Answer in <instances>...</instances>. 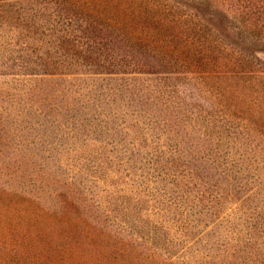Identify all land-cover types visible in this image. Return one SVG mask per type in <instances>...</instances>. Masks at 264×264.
<instances>
[{
	"label": "rangeland",
	"instance_id": "obj_1",
	"mask_svg": "<svg viewBox=\"0 0 264 264\" xmlns=\"http://www.w3.org/2000/svg\"><path fill=\"white\" fill-rule=\"evenodd\" d=\"M229 92L232 100L220 97ZM175 94L194 112L188 124L166 108ZM258 98L264 103V0H24L0 10V216L17 205L59 215L74 207L88 229L123 232L140 254L154 246L170 264L204 256L234 264L235 242L264 239L243 220L258 214L264 226V171L256 170L261 190L240 200L232 179L245 184L246 166L235 174L218 162L235 149L216 114L236 105L246 116L241 109ZM256 130L251 138L264 141ZM176 148L185 153L170 154ZM153 170L187 205L182 220L191 206L214 213L188 217L194 229L215 219L206 244L186 251L179 241L190 226L152 212L149 199L159 197L141 177ZM246 251L240 260L261 264L264 243Z\"/></svg>",
	"mask_w": 264,
	"mask_h": 264
},
{
	"label": "trees",
	"instance_id": "obj_2",
	"mask_svg": "<svg viewBox=\"0 0 264 264\" xmlns=\"http://www.w3.org/2000/svg\"><path fill=\"white\" fill-rule=\"evenodd\" d=\"M24 0H0V10H3L9 6H17L22 4ZM32 2H28L30 4ZM12 10V9H11ZM171 77H165L164 80H171ZM227 79V78H225ZM222 98L226 100H232L231 92L226 94H221ZM257 98V97H256ZM261 98V97H260ZM169 105L166 103V108H173L178 110L177 112L172 110L170 111V116L173 115V122L176 123L178 120L182 123L188 124L189 115L194 114L192 109L187 108L185 105H178L177 103V95H168L167 96ZM259 98L253 100L255 103V108H245L241 109L245 115H241L238 108L234 105V109L232 111H228L230 114L227 116L222 113V111L218 110L216 117L223 116L221 122L225 121L223 127L220 124V128L224 132H227L225 136H230L232 141L231 143L232 150H234V154L232 151L228 149L222 154L217 155L218 162H220L221 166L227 167V169H232L231 172H234L236 168L235 174L246 171L247 181L245 184L241 185L236 177H233L232 183H234L233 188L237 190L238 193L241 194L240 200L247 196L248 193H254L261 190L260 184L257 182V177L259 174L256 172L258 168L263 169L264 171V141L260 140L256 142L253 138H251V134L254 131L263 132L264 130V103L258 104ZM252 103V105H253ZM236 110L238 112H236ZM219 113V114H218ZM251 114V116L249 115ZM218 118V117H217ZM246 118L249 122L246 121ZM155 121V120H154ZM179 122V123H180ZM253 123V125H252ZM178 126V124H177ZM169 138L174 141L175 145L178 146V141L174 140L171 136L172 131L175 130H166L163 133H167ZM220 133L221 130H219ZM158 141H153L154 148H158ZM173 145V144H172ZM178 150V151H177ZM183 148L172 150L173 152H183ZM180 153V154H181ZM139 159L140 157L137 156ZM143 161V159H142ZM208 161L214 163V159L210 158ZM228 164V165H226ZM239 166V167H236ZM154 169L161 170L160 165H152ZM216 168H218L216 166ZM188 169V168H187ZM189 170V169H188ZM155 170L152 173H148L145 178L141 177V181H145V183H153L152 188L149 189V193H153V195H157L159 199L151 198L149 199V203L154 207V213H160L163 215V224L165 222H172L176 224V222L183 221L184 224H187V228L190 226L191 229L188 232L182 234V237L179 241V244L183 245V248L191 249L197 244H206V239L211 235L214 226V220L212 219L209 222L204 223L202 226H199L193 222L194 219H188L190 216H195L198 214H208L210 216H214V213L210 212V214L204 209L199 211L193 210V207H189L187 210V214L184 216V220L181 219L183 213L185 212L187 205H183L178 202V198L180 197L179 192H177L176 188H173L171 184H168L170 189H166L164 184H161L163 181L160 178V171L156 172ZM189 170L187 173L190 175ZM197 171V170H196ZM196 171H192L194 174ZM230 171V170H229ZM253 172V173H252ZM198 178H201L202 181L204 177L199 173H196ZM157 180V181H156ZM161 180V181H159ZM197 185V183H195ZM162 187V188H161ZM172 188V189H171ZM214 187H209L207 190L210 194H213L212 190ZM77 193H81L80 189H76ZM162 193H161V191ZM222 191H219L221 194ZM162 194V199L160 198ZM141 198L149 196L147 192L143 190L140 193ZM216 195H218L216 193ZM197 196V194H196ZM248 200V197L247 199ZM17 214L13 211L12 213L5 214V217L0 216V264H170L173 263L170 257H164L165 253H160V251L155 248L154 250H158V256L156 258L155 251L149 254H140L138 252V247L142 244L136 243L134 241H124L125 238L123 232L120 233V236H116V234H104L98 230V227L95 228L98 231H93L86 227L85 222L80 214L76 213L78 210L72 207L71 203L67 204V207H72L74 209L73 212L70 209L66 210L65 213L60 214V211H43L36 209L35 207H23L17 205ZM66 207V208H67ZM191 208V211L189 212ZM8 209V208H7ZM7 209H5L7 211ZM0 210H3L0 207ZM256 212V209H254ZM177 215L181 216L178 217ZM246 224V228L252 232L259 231V237L264 236V226L262 227L260 219H258V214H249L246 219H243ZM104 220L103 222H105ZM201 221V220H200ZM112 224V223H110ZM211 227L209 230L208 228ZM104 229V228H103ZM122 230V229H121ZM164 241V239H163ZM168 242L171 240H167ZM228 241V240H227ZM225 240L217 239L216 243L221 244V248H226L227 242ZM249 238L247 245L243 246V243L237 241L235 242L234 248L239 244L240 247L237 248V252L233 253L234 264H246L247 260H240L243 258V253H247L248 249H256L259 248L260 245H263L264 239H261V243L257 244V240ZM174 242V240H172ZM147 247L148 245L145 244ZM216 247V245H215ZM220 248V249H221ZM197 251L198 249L195 248ZM183 250V252H186ZM150 252V251H148ZM157 252V251H156ZM166 256V255H165ZM160 257L162 259H160ZM183 257V256H182ZM214 257V256H212ZM204 264H212L213 262L210 256H204L201 258ZM240 260V261H238ZM200 262V261H199ZM230 262V263H231ZM256 263L257 261L254 260ZM261 264H264V258L261 259Z\"/></svg>",
	"mask_w": 264,
	"mask_h": 264
}]
</instances>
